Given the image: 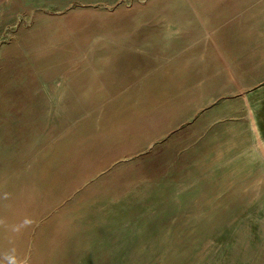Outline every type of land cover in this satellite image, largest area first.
I'll list each match as a JSON object with an SVG mask.
<instances>
[{
    "label": "rangeland",
    "instance_id": "374dc122",
    "mask_svg": "<svg viewBox=\"0 0 264 264\" xmlns=\"http://www.w3.org/2000/svg\"><path fill=\"white\" fill-rule=\"evenodd\" d=\"M221 10L229 18L230 0H62L38 7L44 20L30 13L0 31L9 52L0 89L14 86L0 93L13 94L0 107V264H246V249L249 264H264L257 207L229 204L221 183H197L196 163L184 168L190 183L171 180L190 137L203 130L209 143L215 131L206 98L237 95L199 83L245 82L230 78L224 52L214 68V29L204 24Z\"/></svg>",
    "mask_w": 264,
    "mask_h": 264
},
{
    "label": "crops",
    "instance_id": "0c3cea01",
    "mask_svg": "<svg viewBox=\"0 0 264 264\" xmlns=\"http://www.w3.org/2000/svg\"><path fill=\"white\" fill-rule=\"evenodd\" d=\"M61 3L62 0H0V31L5 34L9 27L24 26L14 22L22 19L23 15L29 18L30 13L37 12L32 14L35 20L42 18L44 20L43 14L37 11L38 7L45 9L60 7ZM224 11L221 10V13L216 11L213 23L204 24L214 29L211 35L214 40L211 42L217 46L211 58H214V68H217L216 60L222 58L221 54L224 52L230 78L237 74L242 76L245 82L236 84L228 80L224 84H219L216 83L215 77L207 80L206 76L204 83H199L200 92L202 84L203 90L213 95H218L219 91L235 92L237 95L213 103L211 98H206L207 102H210L209 107H212L209 110L212 114L209 120L215 131L209 143L203 142V137L199 138L203 130H198L190 137L191 142L188 146L193 149H187L189 153L183 149L178 154L180 158L175 163L176 171H181V174L173 175L171 180L173 183H190L184 168L190 163H196L198 167L196 166L197 169L194 171L198 175L193 180L197 183H221V188L230 191L229 204L257 207V211H261L257 220L264 223V0H230L229 18L222 13ZM19 37L21 36H14L12 42H16ZM7 43L8 41L0 49V68L5 64V60L9 59L6 55L8 53L5 52ZM9 63L12 65L13 61ZM218 64L223 66L222 63ZM11 86L12 84L3 87L0 93L2 91L5 93ZM12 95L6 94L5 98L1 99V108L13 100ZM203 101L202 98L198 99L195 106L199 104L201 107ZM187 105L182 106L183 112ZM185 120L182 117L183 123ZM178 121L181 122V118ZM205 171L218 174L221 172L222 175L220 178L207 181V178L202 176ZM252 215L248 213L247 218H251ZM262 230L264 231V226ZM259 251L258 257L261 256L264 263V241ZM245 254L246 264H249L252 259L250 250L246 249Z\"/></svg>",
    "mask_w": 264,
    "mask_h": 264
},
{
    "label": "bare ground",
    "instance_id": "6f19581e",
    "mask_svg": "<svg viewBox=\"0 0 264 264\" xmlns=\"http://www.w3.org/2000/svg\"><path fill=\"white\" fill-rule=\"evenodd\" d=\"M182 2H183V1H182ZM178 4H180V3H178ZM149 17H151V15H150ZM166 17H167V16H166ZM122 20L124 21V19H122ZM141 36H142V35H141ZM150 37H151V36H150ZM146 38H147V37H146ZM147 40H148V39H147ZM154 41H155V40H154ZM155 42H157V41H155ZM134 43H135V42H134ZM152 43H153V42H152ZM157 43H158V42H157ZM181 43H182V42H181ZM17 44H18V43H17ZM171 44H172V43H171ZM15 45H16V44H15ZM17 47H18V46H17ZM172 47H173V46H172ZM175 47H176V45H175ZM12 49H13V47H12ZM24 49H27V48H24ZM18 50H19V49H18ZM46 50H47V49H46ZM50 50H51V49H50ZM102 50H103V49H102ZM27 51H28V49H27ZM36 51H37V50H36ZM150 51H152V50H150ZM15 52H16V51H15ZM50 52H51V51H50ZM53 52H54V50H53ZM53 52H51V53H53ZM65 52H66V51H64V52H62V53H65ZM72 52H73V51H72ZM72 52H71V53H72ZM99 52H100V51H99ZM8 53H9V52H8ZM10 53H11V52H10ZM27 53H28V52H27ZM27 53H26V55H27ZM29 53H30V51H29ZM60 53H61V52H60ZM73 53H75V52H73ZM114 53H115V52H114ZM76 54H78V53H76ZM95 54H96V53H95ZM98 54H99V53H98ZM98 54H97V55H98ZM100 54L102 55L103 53L101 52ZM116 54H117V53H116ZM50 55H51V54H50ZM57 55H58V54H57ZM61 55H62V54H61ZM19 56H20V55H19ZM65 56H67V55H65ZM74 56H75V55H74ZM48 57H49V56H48ZM50 57H51V56H50ZM59 57H61V56L59 55ZM54 58H55V57H54ZM72 58H73V57H72ZM72 58H71V59H72ZM114 58H115V57H114ZM7 60H8V59H7ZM44 60H45V59H44ZM72 60H73V59H72ZM30 61H31V60H30ZM54 61H55V60H54ZM59 61H60V60H59ZM56 62H57V61H56ZM60 63H61V61H60ZM71 63H72V62H71ZM7 64H8V63H7ZM8 65H9V64H8ZM56 65H57V63H56ZM58 65H60V64H58ZM72 65H73V63H72ZM101 65H102V64H101ZM54 67H55V66H54ZM59 67H60V66H59ZM71 67H72V66H71ZM6 68H7V67H6ZM113 68H114V67H113ZM8 69H9V68H8ZM8 69H7V70H8ZM14 70H15V69H14ZM52 72H53V71H52ZM53 73H54V72H53ZM59 73H60V72H59ZM16 74H17V73H16ZM57 74H58V73H57ZM70 74H71V73H70ZM52 75H53V74H52ZM5 76H6V75H5ZM54 76H55V75H54ZM54 76H52V77H54ZM1 77H3V76H1ZM29 77H30V76H29ZM39 78H40V77H39ZM39 78H38V79H39ZM65 78H66V77H65ZM29 79H30V78H29ZM43 79H44V78H43ZM34 80H36V79H34ZM67 81H68V80H67ZM23 82H24V81H23ZM40 82H42V81H40ZM40 82H39V83H40ZM45 82H46V81H45ZM51 82H52V81H51ZM28 83H29V82H28ZM17 84H18V83H17ZM40 84H41V83H40ZM43 86H44V85H43ZM12 87H14V86H12ZM25 87H26V86H25ZM20 88H21V87H20ZM10 89H11V87H10ZM37 89H38V88H37ZM20 91H21V90H20ZM34 91H35V90H34ZM34 91H33V92H34ZM43 91H44V89H43ZM46 91H47V90H46ZM18 93H19V91H18ZM37 93H38V90H37ZM49 93H50V92H49ZM15 94H16V93H15ZM16 95H17V94H16ZM46 95H47V94H46ZM17 96H18V95H17ZM15 97H16V96H15ZM48 97H49V96H48ZM49 98H50V97H49ZM54 100H55V99H54ZM15 101H16V100H15ZM38 101H39V100H38ZM47 101H48V100H47ZM50 101H51V100H50ZM0 102H1V101H0ZM13 102H14V101H13ZM35 102H36V100H35ZM55 104H56V102H55ZM13 106H14V105H13ZM28 109H29V108H28ZM1 110L3 111V110H5V109H3V107H2ZM57 110H58V109H57ZM27 111H28V110H27ZM228 111H229V110H228ZM21 113H23V112H21ZM59 114H60V113H59ZM173 114H174V113H173ZM224 114H225V113H224ZM49 115H50V112H49ZM49 115H48V116H49ZM3 116H4V115H3ZM8 116H9V115H8ZM22 116H23V115H22ZM6 117H7V116H6ZM17 117H18V116H17ZM49 117H50V116H49ZM58 117H59V116H58ZM65 117H66V116H65ZM30 118H31V117H30ZM74 118H75V117H74ZM60 119H61V118H60ZM160 119H161V118H160ZM160 119H159V120H160ZM165 119H166V118H165ZM159 120H158V121H159ZM162 120H164V119H162ZM43 121H44V120H43ZM44 122H45V121H44ZM61 122H62V121H61ZM68 122H69V121H68ZM159 122H160V121H159ZM161 122H162V121H161ZM165 122H167V121L165 120ZM40 123H41V122H40ZM153 123H154V122H153ZM163 123H164V121H163ZM13 124H14V123H13ZM31 124H32V123H31ZM58 124H59V123H58ZM62 124H64V122H63ZM156 124H158V123H156ZM164 124H165V123H164ZM14 125H15V124H14ZM41 125H42V123H41ZM161 125H162V124H161ZM165 125H166V124H165ZM51 126H52V125H51ZM58 126H60V125H58ZM139 126H140V125H139ZM157 126H158V125H157ZM9 127H11V126H9ZM42 127H43V126H42ZM227 127H228V126H227ZM12 128H13V127H12ZM21 128H22V127H21ZM21 128H20V129H21ZM59 128H60V127H59ZM18 129H19V128H18ZM36 129H37V128H36ZM49 129H50V128H49ZM56 129H57V128H56ZM144 129H145V128H144ZM155 129H156V127H155ZM32 130H33V129H32ZM37 130H39V129H37ZM50 130H51V129H50ZM68 130H69V129H68ZM149 130H150V129H149ZM159 130H160V129H159ZM5 131H6V130H5ZM11 131H12V129H11ZM48 131H49V130H48ZM51 131H52V130H51ZM142 131H143V130H142ZM144 131H145V130H144ZM151 131H152V130H151ZM151 131H150V132H151ZM154 131H155V130H154ZM222 131H224V130H222ZM34 132H35V131H34ZM36 132H38V131H36ZM150 132H149V133H150ZM157 132H159V131H157ZM225 132L227 133L226 130H225ZM50 133H51V132H50ZM52 133H53V131H52ZM52 133H51V134H52ZM6 134H7V132H6ZM10 134H13V133H10ZM141 134H142V133H141ZM141 134H140V135H141ZM143 134H144V133H143ZM146 134H147V133H146ZM151 134L153 135V133H151ZM228 134H229V133H228ZM228 134H227V136H228ZM3 135L5 136V134H3ZM3 135H2V137H4ZM152 135H151V136H152ZM141 136H142V135H141ZM6 137H7V136H6ZM8 137H9V136H8ZM12 137H13V136H12ZM149 137H150V136H148V139H149ZM20 138H21V137H20ZM20 138H19V139H20ZM1 139H2V138H1ZM12 139H13V138H12ZM21 139H22V138H21ZM225 139H226V138H225ZM227 140H228V139H227ZM30 142H31V141H30ZM21 143H22V142H21ZM21 143H20V144H21ZM28 143H29V142H28ZM32 143H33V142H32ZM132 143H133V142H132ZM15 144H16V143H15ZM30 144H31V143H30ZM180 144H182V143H180ZM180 144H179V145H180ZM183 144H184V143H183ZM18 145H19V144H18ZM21 145H22V144H21ZM223 145H224V144H223ZM30 146H31V145H30ZM16 147H17V145H16ZM32 147H33V146H32ZM222 147H223V146H222ZM23 148H24V147H23ZM25 148H26V146H25ZM178 148H179V147H177V149H178ZM231 148H232V147H231ZM133 149H134V148H133ZM138 149H139V148H138ZM221 149H222V148H221ZM17 151H18V150H17ZM175 151H177V150H175ZM222 151H223V150H222ZM4 152H5V151H4ZM4 152H3V153H4ZM215 152H216V151H215ZM10 153H11V152H10ZM173 153H174V152H173ZM180 153H181V152H180ZM205 153H206V152H205ZM227 153H228V152H227ZM11 154H12V153H11ZM166 154H167V153H166ZM4 155H8V153H7V154H4ZM4 155H3V156H4ZM163 155H164V154H163ZM175 155H176V154H175ZM183 155H184V154H183ZM203 155H204V154H203ZM3 156H0V157H1L0 160L2 159ZM63 156H64V154H63ZM63 156H62V157H63ZM166 156H167V155H166ZM170 156H171V155H170ZM173 156H174V155H173ZM178 156H179V155H178ZM178 156H177V157H178ZM7 157H8V156H7ZM163 158H164V157H163ZM163 158H162V159H163ZM171 158L174 160L173 157H171ZM213 158H214V157H213ZM218 158H219V157H218ZM6 159H7V158H6ZM61 159H62V158H61ZM148 159H149V158H148ZM148 159H147V160H148ZM151 159H152V157H151ZM2 160H3V159H2ZM149 160H150V159H149ZM170 160H171V159H170ZM0 162H1V161H0ZM174 163H175V162H174ZM213 163H214V162H213ZM3 164H4V163H3ZM59 164H61V163H59ZM86 164H87V163H86ZM88 164H89V163H88ZM92 164H93V163H92ZM194 164H195V163H194ZM199 164H200V162H199ZM199 164H198V165H199ZM99 165H100V164H99ZM99 165H97V166H99ZM157 165H158V164H157ZM172 165H174V164H172ZM100 166H101V165H100ZM162 166H163V168H165V167H164V164H163ZM192 166H193V165H192ZM196 166H197V165H196ZM199 166H200V165H199ZM75 167H76V166H75ZM80 167H81V166H80ZM80 167H79V168H80ZM87 167H88V166H87ZM180 167H181V166H180ZM197 167H198V166H197ZM76 168H77V167H76ZM194 168H195V167H194ZM86 169H87V168H86ZM161 169H162V168H161ZM161 169H160V170H161ZM196 169H197V168H195V170H196ZM68 170H69V169H68ZM149 170H150V168H149ZM176 170H177V169H176ZM55 171H56V169H55ZM143 171H144V170H143ZM162 171H163V170H162ZM87 172H88V171H87ZM91 172H92V171H91ZM91 172H90V174H91ZM60 173H61V172H60ZM83 173H84V172H83ZM84 174H86V172H85ZM56 175H57V174H56ZM71 176H72V174H71ZM77 176H78V175H77ZM191 176H192V175H191ZM80 177H81V176H80ZM174 177H175V176H174ZM184 177H185V176H184ZM81 179L84 180V178H82V177H81ZM172 179H173V178H172ZM62 180H63V179H62ZM59 181H60V180H59ZM22 182H23V181H22ZM73 182H74V181H73ZM73 182H72V183H73ZM77 182H78V181H77ZM23 184H25V183H23ZM23 184L21 183V185H23ZM47 184H48V183H47ZM21 185H19V186H21ZM25 185H26V184H25ZM144 185H145V184H144ZM6 186H7V185H6ZM0 187H1V185H0ZM2 187H3V186H2ZM2 187H1V188H2ZM27 187H28V186H27ZM34 187H35V186H34ZM45 187H46V186H45ZM64 187H65V186H64ZM68 187H69V186H68ZM79 187H80V186H79ZM24 188H25V187H24ZM46 188H47V187H46ZM49 188H51V187H49ZM29 189H30V186H29ZM64 189H65V188H64ZM68 189H69V188H68ZM75 189H76V188H75ZM179 189H180V187H179ZM50 190H51V189H50ZM65 190H66V189H65ZM8 191H13V190H7V192H8ZM23 191H24V190H23ZM26 192H27V191H24V193H26ZM30 192L32 193V191H30ZM42 192H43V191H42ZM147 192H148V191H147ZM13 193H14V192H13ZM63 193H64V192H62V195H64ZM10 194L12 195V193H10ZM21 194H22V193H21ZM28 194H29V193H28ZM44 194H46V193H44ZM11 195H10V196H11ZM13 195H16V194L14 193ZM36 195H37V193H36ZM49 195H50V194H49ZM132 195H133V194H132ZM18 196H20V193H19V192H17V197H16V196H15V197L18 199ZM22 196H23V195H22ZM24 196H25V195H24ZM45 196H47V195H45ZM45 196H44V197H45ZM108 196H109V194H108ZM130 196H131V195H130ZM150 196H151V195H150ZM124 197H125V195H124ZM126 197H129V194H128V196H126ZM144 197H145V195H144ZM147 197H148V196H147ZM21 198H22V197H21ZM48 198H50V197H48ZM54 198H55V197H54ZM120 198L122 199V197H120ZM170 198H171V197H170ZM17 199H16V200H17ZM23 199H24V198H23ZM37 199L40 200V198H38V197H37ZM60 199H61V198H60ZM104 199H105V198H104ZM123 199H124V198H123ZM123 199H122V200H123ZM131 199H132V198H131ZM137 199H138V198H137ZM171 199H172V198H171ZM46 200H47V199H46ZM116 200H117V199H116ZM133 200H134V199H133ZM73 201H74V200H73ZM104 201H108V200H104ZM104 201H103V202H104ZM148 201H149V199H148ZM248 201H249V200H248ZM47 202H48V201H47ZM47 202H46V203H47ZM53 202H54V201H53ZM64 202H65V201H64ZM89 202H90V201H89ZM108 202H110V201H108ZM124 202H125V200H124ZM37 204H38V203H37ZM47 204H48V203H47ZM68 204H69V202H68ZM122 204H123V203H122ZM130 204H131V203H130ZM17 205H19V203H18ZM49 205H50V204H49ZM124 205H126V204H124ZM127 205H128V204H127ZM131 205H132V204H131ZM148 206H149V205H148ZM151 206H152V205H151ZM77 207H78V206H77ZM125 207H126V206H125ZM125 207H124V208H125ZM140 207H141V206H140ZM14 208H15V207H14ZM53 208H54V207H53ZM142 208H143V207H142ZM146 208H147V207H146ZM11 209H12V208H11ZM11 209H10V210H11ZM18 209H19V208H18ZM65 209H66V208H65ZM138 209H139V208H138ZM148 209H149V208H148ZM148 209H147V212H148ZM13 211H14V210H13ZM106 211H107V210H106ZM142 211H143V210H142ZM142 211H141V212H142ZM144 211H145V210H144ZM20 212H21V211H20ZM100 212H101V211H100ZM109 212H110V211H109ZM134 212H135V211H134ZM246 212H247V211H246ZM246 212L244 213V215L246 214ZM21 213H22V212H21ZM26 213H27V212H26ZM96 213H97V212H96ZM114 213H115V212H114ZM117 213H118V212H117ZM117 213H115V214H117ZM79 214H80V213H79ZM102 214H103V213H102ZM132 214H133V213H132ZM239 214H240V213H239ZM0 215H1V214H0ZM49 215H50V214H49ZM60 215H62V214H60ZM69 215H70V214H69ZM69 215H68V216H69ZM117 215H118V214H117ZM135 215H136V214H135ZM140 215H142V213H141ZM64 216H65V215H64ZM66 216H67V215H66ZM66 216H65V217H66ZM91 216H92V215H91ZM236 216H237V215H236ZM236 216H235V217H236ZM28 217H29V216H28ZM51 217H52V216H51ZM87 217H88V215H87ZM0 218H1V217H0ZM34 218H35V217H34ZM76 218H77V217H76ZM109 218H111V217H109ZM236 218H238V217H236ZM10 219H11V218H10ZM77 219H78V218H77ZM82 219H84V218H82ZM239 219H240V218H239ZM239 219H237V220H239ZM26 220H27V219H26ZM245 221H246V220H245ZM26 222H27V221H26ZM90 223H91V222H90ZM25 224H26V223H25ZM27 224H28V223H27ZM237 224H238V223H237ZM0 225H1V224H0ZM104 225H105V223H104ZM27 226H28V225H27ZM41 226H42V225H41ZM44 226H45V225H44ZM112 226H113V225H112ZM232 226H233V225H232ZM232 226H231V227H232ZM234 226H235V225H234ZM103 227H104V226H103ZM108 227H109V225H108ZM239 227H241V226H239ZM42 228H44V227H42ZM47 228H48V227H47ZM110 228H112V227H110ZM110 228H109V230H110ZM40 229H41V228H39L38 230H40ZM138 229H139V227H138ZM234 229H236V228H234ZM234 229H233V230H234ZM35 230H36V229H35ZM42 230H43V229H42ZM42 230H40V231H42ZM50 230H51V229H50ZM129 230H130V228H129ZM229 230H231V229H229ZM238 230H239V229H238ZM238 230H237V231H238ZM33 231H34V230H33ZM45 231H46V230H45ZM107 231H108V230H107ZM107 231H104V232H107ZM234 231H235V230H234ZM0 232H2V231H0ZM47 232H48V231H47ZM235 232H236V231H235ZM235 232H234V233H235ZM3 233H4V231H3ZM3 233H2V234H3ZM43 233H44V232H43ZM101 233H102V231H101ZM127 233H128V232H127ZM232 233H233V232H232ZM232 233H231V234H232ZM236 233H237V232H236ZM236 233H235V234H236ZM2 234H1V235H2ZM36 234H37V233H36ZM98 235H99V234H98ZM215 235H216V234H215ZM21 236H22V235H21ZM31 236H32V235H31ZM220 236H221V235H220ZM239 236H241V233H240ZM84 237H85V236H84ZM128 238H129V237H128ZM19 239H20V238H19ZM25 239H26V238H25ZM28 240H29V239H28ZM34 240H35V239H34ZM13 241H14V240H13ZM18 241H19V240H18ZM18 241H17V244H18ZM79 241H81V240H79ZM26 243H27V242H26ZM22 244H23V243H22ZM22 244H21V246H22ZM24 244H25V241H24ZM74 244H75V243H74ZM107 244H108V243H107ZM25 245H26V244H25ZM148 245H149V244H148ZM16 246H17V245H16ZM19 246H20V245H19ZM30 246H31V245H30ZM95 246H96V245H95ZM23 247H24V245L22 246V248H23ZM1 248H2V247H1ZM31 248H32V247H31ZM23 249H24V248H23ZM148 249H149V248H148ZM95 250H96V249H95ZM124 250H125V249H124ZM21 251H22V250H21ZM25 251H26V250H25ZM144 251H145V250H144ZM13 252H14V251H13ZM19 252H20V251H19ZM23 252H24V251H23ZM29 252H31V251H29ZM21 253H22V252H20V255H21ZM31 253H32V252H31ZM17 254H18V253H17ZM198 256H199V255H198ZM9 257H10V256H9ZM92 257H93V256H92ZM242 257H243V256H242ZM83 258H84V257H83ZM90 258H91V257H89V259H90ZM199 258H200V257H199ZM73 259H74V258H73ZM101 259H102V258H101ZM29 260H30V259H29ZM33 260H34V259H33ZM246 260H247V259H246ZM7 261H8V260H7ZM134 261H135V260H134ZM7 263H8V262H7ZM23 263H24V262H23ZM23 263H22V264H23ZM29 263H30V262H29ZM36 263H37V262H36ZM123 263H124V262H123ZM4 264H5V263H4ZM37 264H38V263H37ZM102 264H103V263H102ZM184 264H185V263H184Z\"/></svg>",
    "mask_w": 264,
    "mask_h": 264
},
{
    "label": "clouds",
    "instance_id": "9594fccd",
    "mask_svg": "<svg viewBox=\"0 0 264 264\" xmlns=\"http://www.w3.org/2000/svg\"><path fill=\"white\" fill-rule=\"evenodd\" d=\"M9 264H16L15 259L14 258H10L9 259Z\"/></svg>",
    "mask_w": 264,
    "mask_h": 264
}]
</instances>
